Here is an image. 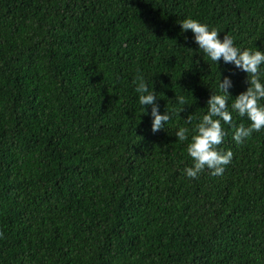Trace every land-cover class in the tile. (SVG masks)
Returning <instances> with one entry per match:
<instances>
[{"label":"trees","instance_id":"obj_1","mask_svg":"<svg viewBox=\"0 0 264 264\" xmlns=\"http://www.w3.org/2000/svg\"><path fill=\"white\" fill-rule=\"evenodd\" d=\"M186 18L264 51V0H0V264H264V127L233 140L246 73ZM225 77L232 159L187 177ZM138 78L169 114L155 133Z\"/></svg>","mask_w":264,"mask_h":264},{"label":"clouds","instance_id":"obj_2","mask_svg":"<svg viewBox=\"0 0 264 264\" xmlns=\"http://www.w3.org/2000/svg\"><path fill=\"white\" fill-rule=\"evenodd\" d=\"M181 32L189 31L196 46L202 50L212 61L231 63L237 69L246 73L247 88L235 95L231 108L240 116H246L250 124L246 127L240 124L235 128L232 138L240 143L248 137L253 130L264 127V104L259 101L264 98V83L261 82L260 68L264 65V51L259 49L240 48L233 42L232 37L219 35L215 27L199 22L193 18H186L179 23ZM188 39L187 36L184 37ZM136 91L139 93V104L150 106V129L153 133L163 128V124L169 120V114L165 110L160 111L157 103L156 91L150 88L143 78H138ZM230 81L225 77L219 80L217 94H212L206 101L207 112L194 126V130L187 145V153L191 157V166H185L184 174L195 178L205 167L211 170L212 175H220L224 166L232 159L230 149L222 150L217 146L221 144L225 132L221 122L228 124L232 121V112L226 107L230 93L228 86ZM180 103H184V97H178ZM146 111V109H145ZM189 130L180 127L175 136L184 141Z\"/></svg>","mask_w":264,"mask_h":264}]
</instances>
